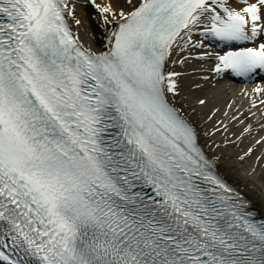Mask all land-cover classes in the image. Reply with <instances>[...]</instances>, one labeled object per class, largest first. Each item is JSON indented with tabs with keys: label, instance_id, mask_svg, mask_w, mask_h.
Here are the masks:
<instances>
[{
	"label": "snow or ice",
	"instance_id": "6c2138e0",
	"mask_svg": "<svg viewBox=\"0 0 264 264\" xmlns=\"http://www.w3.org/2000/svg\"><path fill=\"white\" fill-rule=\"evenodd\" d=\"M83 3L104 51L75 0H0V264H264V216L205 151L178 70L264 78V0Z\"/></svg>",
	"mask_w": 264,
	"mask_h": 264
},
{
	"label": "bare ground",
	"instance_id": "6f19581e",
	"mask_svg": "<svg viewBox=\"0 0 264 264\" xmlns=\"http://www.w3.org/2000/svg\"><path fill=\"white\" fill-rule=\"evenodd\" d=\"M100 3L106 0H98ZM114 7L123 6V0H112ZM76 15L80 26L72 25L78 31L86 47L104 51L107 47L106 30L102 19L94 8L85 6L83 0H75ZM213 67L211 62L201 64L196 60L182 70V102L188 107L189 115L197 122L201 132V144L205 151L219 157L220 174L256 205L258 212L264 205V143L256 144L264 138V105L252 107L253 97L264 99V94H255L253 89L264 87L263 79L256 77L249 84H241L233 78L206 71ZM202 75H209L204 81ZM199 83L200 88L195 87ZM199 99L206 103L200 105ZM251 126V130L245 129ZM219 129V130H217ZM208 133V135H204ZM253 148V153L241 156Z\"/></svg>",
	"mask_w": 264,
	"mask_h": 264
}]
</instances>
